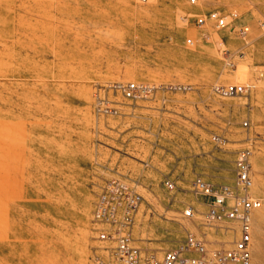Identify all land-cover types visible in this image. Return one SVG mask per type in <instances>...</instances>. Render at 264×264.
<instances>
[{
    "label": "rangeland",
    "instance_id": "374dc122",
    "mask_svg": "<svg viewBox=\"0 0 264 264\" xmlns=\"http://www.w3.org/2000/svg\"><path fill=\"white\" fill-rule=\"evenodd\" d=\"M209 10L236 11L247 38L203 39L184 17ZM263 26L264 0H0V264H89L105 245L92 214L111 179L143 198L132 229L143 254L161 258L188 234L226 247L192 182L232 186L243 149L261 201L252 264H264ZM108 83L155 90L111 98L119 115L99 116L93 95ZM243 83L247 96L212 93Z\"/></svg>",
    "mask_w": 264,
    "mask_h": 264
},
{
    "label": "built area",
    "instance_id": "2783aa9c",
    "mask_svg": "<svg viewBox=\"0 0 264 264\" xmlns=\"http://www.w3.org/2000/svg\"><path fill=\"white\" fill-rule=\"evenodd\" d=\"M150 0H138L148 4ZM205 0H187L188 4L200 7ZM193 24L203 31V39L208 40L211 32L232 29L241 39L248 36V28L237 27L239 15L236 11L222 14L209 10L196 15H188ZM264 27V26H263ZM193 46L194 41L187 39ZM255 86L252 83L215 85L212 93L221 98L249 95ZM185 89V88H184ZM155 90L151 85L139 83H108L95 90L94 111L99 116L119 115L118 97L129 102L147 99ZM243 127H248L244 122ZM213 141L222 144L219 137ZM251 151L243 149L236 153L232 186H214L195 178L192 182L196 194L204 197L207 212L205 222L211 228H221L229 235L231 242L226 247H212L203 239L188 234L175 249L167 251L161 258L153 254H143L134 246L132 229L135 216L143 202L135 186L121 179H111L102 188L92 214V222L97 240L105 245L99 248L89 264H252L253 214L261 208V201L251 190L253 180L250 169ZM165 187L173 190L171 181ZM192 216V209L185 211Z\"/></svg>",
    "mask_w": 264,
    "mask_h": 264
}]
</instances>
